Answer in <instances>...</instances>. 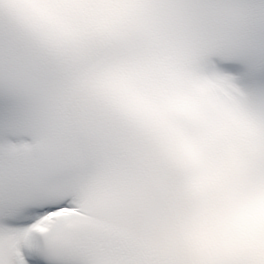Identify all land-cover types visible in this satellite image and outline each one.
<instances>
[{
  "label": "snow or ice",
  "instance_id": "6c2138e0",
  "mask_svg": "<svg viewBox=\"0 0 264 264\" xmlns=\"http://www.w3.org/2000/svg\"><path fill=\"white\" fill-rule=\"evenodd\" d=\"M0 264H264V0H0Z\"/></svg>",
  "mask_w": 264,
  "mask_h": 264
}]
</instances>
